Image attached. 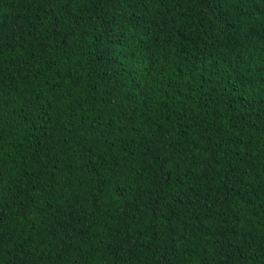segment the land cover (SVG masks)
I'll return each mask as SVG.
<instances>
[{
    "label": "trees",
    "instance_id": "16d2710c",
    "mask_svg": "<svg viewBox=\"0 0 264 264\" xmlns=\"http://www.w3.org/2000/svg\"><path fill=\"white\" fill-rule=\"evenodd\" d=\"M0 264H264V0H0Z\"/></svg>",
    "mask_w": 264,
    "mask_h": 264
}]
</instances>
